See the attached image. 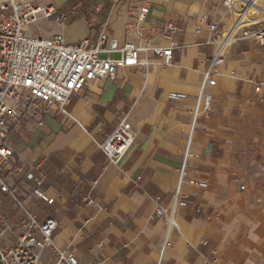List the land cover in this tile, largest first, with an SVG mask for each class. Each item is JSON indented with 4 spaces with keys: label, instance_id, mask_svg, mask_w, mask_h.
I'll return each mask as SVG.
<instances>
[{
    "label": "crops",
    "instance_id": "1",
    "mask_svg": "<svg viewBox=\"0 0 264 264\" xmlns=\"http://www.w3.org/2000/svg\"><path fill=\"white\" fill-rule=\"evenodd\" d=\"M210 11L209 0L198 5L193 0H151L149 21L177 16L185 28L171 65L163 67L153 56L148 67L126 68L116 79L89 84L72 97L70 116L51 105L41 125L32 118L11 125L8 144L15 153L11 167L1 174L40 221L57 219L54 242L72 249L79 264H203L205 257L212 264H264V192L248 183L240 169L233 114L238 102L249 107L245 100L252 83L246 76L264 78V70L257 74L255 64L238 65L241 59L233 56L236 47L251 52L243 47L252 42L227 48V63L217 85L209 89L213 110L193 126L195 97L213 54L195 28L198 17ZM221 11L214 8L212 15L218 17ZM257 15L252 13L251 20ZM116 19L111 18V29L122 39L125 22L112 24ZM93 33L80 19L65 29L69 42ZM233 69L237 77L230 75ZM170 91L186 92L189 98L170 99ZM126 114L138 136L122 160L111 163L98 143ZM187 148L193 156L187 160L181 191L199 202L201 211L177 209L179 229L172 230L171 244L161 257L167 227L155 210L158 203L171 204ZM14 164L22 169L16 171ZM37 166L47 174L44 186L57 196L55 205L27 198L33 184L24 172ZM200 180L208 186L195 183ZM0 209L11 227L1 239L14 245L27 229L26 213L6 193H0ZM56 259L53 248L44 251V264Z\"/></svg>",
    "mask_w": 264,
    "mask_h": 264
},
{
    "label": "built area",
    "instance_id": "2",
    "mask_svg": "<svg viewBox=\"0 0 264 264\" xmlns=\"http://www.w3.org/2000/svg\"><path fill=\"white\" fill-rule=\"evenodd\" d=\"M66 3L68 0H62L61 4L53 1L0 0V193L9 194L24 209L27 217L26 231L10 246L1 239L11 227L6 214L0 209V264H44L43 253L47 248L56 252L57 259L53 264H79L72 249L58 247L54 242L57 219L48 216L40 221L37 214L27 207L26 200L15 193L1 174L3 164L13 162L15 153L8 144L11 125L26 118H32L41 125L51 105L70 116L72 97L89 84L116 79L119 71L126 68L148 67L153 56L159 57L162 66L167 67L174 62V50L183 45L179 36L185 28L179 17L172 16L163 22L148 20L151 0H143L129 10L122 39L114 36L108 18L98 29H92L93 34L80 41L69 42L65 29L80 14V8L92 12V18L87 20L84 14L80 19L88 26L95 16L103 14L105 1L78 0L71 6ZM209 3L210 13L200 15L195 28L196 33L204 34L202 43L211 46L213 54L203 71V80L195 97L193 126L201 115H208L213 110L214 95L209 89L218 83V76L227 62V48L233 43L246 41L264 46V0H209ZM214 8L222 10L218 17L212 15ZM251 8L258 10L257 17L247 21L245 26L241 23L236 27L241 15L236 17L235 11L240 14ZM163 40L168 43L164 44ZM230 75L237 77V70L233 69ZM246 79L252 83V94L245 103L264 111V78L249 74ZM168 97L184 100L189 95L170 91ZM137 136L138 131L126 114L120 117L113 133L98 145L109 162L118 164L136 142ZM191 156L193 153L187 148L171 204L165 206L158 203L155 210L156 217L164 219L167 227L161 257L171 244L172 230L179 229L177 209L190 206L196 212L201 211V204L188 199L181 191L187 160ZM13 167L16 171L22 169L16 164ZM24 174L33 184L27 198L35 197L49 205L57 203V196L50 195L45 189L47 174L42 166L27 169ZM195 183L204 188L208 186L202 180ZM245 187L241 186L242 189ZM89 202L93 201L90 199ZM202 243L205 244L206 240ZM203 264H212V261L205 257Z\"/></svg>",
    "mask_w": 264,
    "mask_h": 264
},
{
    "label": "rangeland",
    "instance_id": "3",
    "mask_svg": "<svg viewBox=\"0 0 264 264\" xmlns=\"http://www.w3.org/2000/svg\"><path fill=\"white\" fill-rule=\"evenodd\" d=\"M33 1L39 3H50L53 1L57 4H61L62 2V0ZM142 1L143 0H108L110 7H105L103 14L95 16V20L91 25H88V28L98 29L101 23L108 18L111 20V18L116 17V15L118 19L112 22V24L116 25L118 22H126L130 16L129 10L131 11L133 6L138 5V3ZM199 1L201 0H193L196 5H198ZM77 2L78 0H68L66 5L71 6ZM79 12L80 14L74 18V21L81 19L84 14H86L87 20L88 18H92V12L91 10L87 11V8L81 7ZM36 28L37 27L34 25V31H36ZM240 44L242 46V43ZM243 48L251 52L243 54L240 52V48L236 47L233 56L237 59H241L238 65L251 66L255 64L252 65V69H255L257 74L262 73L264 70V46L251 44L250 47L245 46ZM233 114L236 118L235 126L238 133V149L236 155L239 159L240 169L248 183L250 182L257 190L264 192V111L259 108L247 107L243 102H238L233 108ZM11 165L10 162H5L2 166L1 173L3 174V171H7Z\"/></svg>",
    "mask_w": 264,
    "mask_h": 264
},
{
    "label": "bare ground",
    "instance_id": "4",
    "mask_svg": "<svg viewBox=\"0 0 264 264\" xmlns=\"http://www.w3.org/2000/svg\"><path fill=\"white\" fill-rule=\"evenodd\" d=\"M259 2V1H258ZM256 12H258V10L257 9H255V8H251L250 10H245V11H243V12H241L240 14H236V17L238 16V15H241V17L239 18V22H237V24H236V27L238 26V25H240L241 23H242V26H245V25H247V21H251V14L252 13H256ZM236 22V21H235Z\"/></svg>",
    "mask_w": 264,
    "mask_h": 264
},
{
    "label": "trees",
    "instance_id": "5",
    "mask_svg": "<svg viewBox=\"0 0 264 264\" xmlns=\"http://www.w3.org/2000/svg\"><path fill=\"white\" fill-rule=\"evenodd\" d=\"M104 1H105V3H106L105 7H106V8H109V7H110V4H109L108 0H104Z\"/></svg>",
    "mask_w": 264,
    "mask_h": 264
}]
</instances>
